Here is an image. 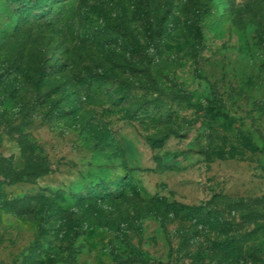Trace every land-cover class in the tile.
<instances>
[{
  "label": "rangeland",
  "instance_id": "rangeland-1",
  "mask_svg": "<svg viewBox=\"0 0 264 264\" xmlns=\"http://www.w3.org/2000/svg\"><path fill=\"white\" fill-rule=\"evenodd\" d=\"M43 1L0 0V264H264V0Z\"/></svg>",
  "mask_w": 264,
  "mask_h": 264
},
{
  "label": "trees",
  "instance_id": "trees-1",
  "mask_svg": "<svg viewBox=\"0 0 264 264\" xmlns=\"http://www.w3.org/2000/svg\"><path fill=\"white\" fill-rule=\"evenodd\" d=\"M15 3L18 4V9L16 11V15H19L20 22H26L29 21L30 17H34L37 12H47V9L50 7V5L43 0H14ZM14 11V12H15ZM21 16V17H20ZM35 18V17H34ZM21 24V23H20ZM19 24V26H20ZM96 73H88L86 77L88 78V81H92L93 78H95ZM81 84H85L82 79L79 81ZM57 107V101L51 100V109ZM65 111L63 109H60V113L63 114ZM162 264V263H161Z\"/></svg>",
  "mask_w": 264,
  "mask_h": 264
}]
</instances>
